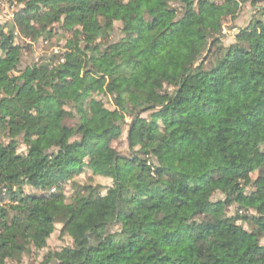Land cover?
<instances>
[{
  "label": "clouds",
  "instance_id": "1",
  "mask_svg": "<svg viewBox=\"0 0 264 264\" xmlns=\"http://www.w3.org/2000/svg\"><path fill=\"white\" fill-rule=\"evenodd\" d=\"M0 264H264V0H0Z\"/></svg>",
  "mask_w": 264,
  "mask_h": 264
}]
</instances>
